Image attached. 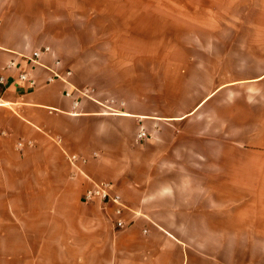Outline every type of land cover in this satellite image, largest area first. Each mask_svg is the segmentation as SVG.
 Masks as SVG:
<instances>
[{"label":"crops","instance_id":"crops-1","mask_svg":"<svg viewBox=\"0 0 264 264\" xmlns=\"http://www.w3.org/2000/svg\"><path fill=\"white\" fill-rule=\"evenodd\" d=\"M212 3L217 9L196 13L236 10L235 0ZM237 4L253 9L255 20L264 16V0ZM81 9L86 0H0V264H246L245 255L264 254L261 108L249 105L245 118L253 127L247 142L258 149L237 155L230 113L241 102L232 105L229 94L240 81L229 70L183 115L167 113L160 100L123 103L118 112L112 96L84 88L69 64L62 16ZM218 21L207 18L205 26L223 30ZM251 56L264 61V53ZM51 70L63 78L48 82ZM219 100L220 124L209 114ZM142 128L149 137L137 146ZM67 154L87 159L82 173L73 174ZM105 181L129 209L125 229L115 226L112 208L83 199L92 182Z\"/></svg>","mask_w":264,"mask_h":264},{"label":"rangeland","instance_id":"rangeland-1","mask_svg":"<svg viewBox=\"0 0 264 264\" xmlns=\"http://www.w3.org/2000/svg\"><path fill=\"white\" fill-rule=\"evenodd\" d=\"M237 2L234 11L206 15L196 9L230 5L219 2L216 8L212 0H86L87 9L62 16L70 28L69 64L84 88L94 89L103 99L112 96L118 112L123 103L141 108L144 100H160L167 113L178 116L222 84L229 70L230 80L240 81V91L230 93L229 100L232 105L241 102L231 107V145L236 139L240 144L231 147V154L253 150L257 147L247 142L253 127L246 122L252 113L249 105L264 114V79L253 81L264 74V61L251 60V55L264 53V46L254 45L264 40V16L255 20L253 9L238 7ZM207 18L220 25L224 21L223 30L207 29ZM257 23L263 28H256ZM211 39L217 40L207 43ZM223 55L235 61L218 60ZM221 109L219 100L209 110L219 124ZM245 256L246 264H264L263 253Z\"/></svg>","mask_w":264,"mask_h":264},{"label":"built area","instance_id":"built-area-1","mask_svg":"<svg viewBox=\"0 0 264 264\" xmlns=\"http://www.w3.org/2000/svg\"><path fill=\"white\" fill-rule=\"evenodd\" d=\"M39 57L40 54L37 52L34 54L33 58L30 60V63L33 65H39ZM60 64V62H57V65ZM12 65V64H11ZM53 76L48 79V82H52L55 79H62L63 76L60 73H56L55 71H52ZM72 71L68 70L66 72V76H71ZM20 79L25 82L31 83L32 86H36L35 79L29 77L28 73H22L20 76ZM0 82H4V77H0ZM90 91V89H87ZM86 91L83 93L84 96H89L88 92ZM92 91V90H91ZM147 131L142 128L137 136H136V142L141 144L143 141H146L148 138ZM21 146V144H19ZM67 159L73 168V174L82 173L81 171V164H84L87 162V159L81 157L80 155L76 154H67ZM83 199L85 203L88 204H94L99 203L102 207V209L109 210L112 208L113 215L115 217L114 224L118 229H125L128 226H130L131 223H129L125 218V212L128 211V207L125 205V203L122 201L120 196L115 194L113 192V185L110 182H92V185L89 189H87L83 195Z\"/></svg>","mask_w":264,"mask_h":264}]
</instances>
